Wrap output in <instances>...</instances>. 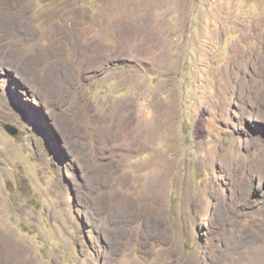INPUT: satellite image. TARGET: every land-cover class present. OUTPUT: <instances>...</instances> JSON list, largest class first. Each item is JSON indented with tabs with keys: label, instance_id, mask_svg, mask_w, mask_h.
Here are the masks:
<instances>
[{
	"label": "rangeland",
	"instance_id": "rangeland-1",
	"mask_svg": "<svg viewBox=\"0 0 264 264\" xmlns=\"http://www.w3.org/2000/svg\"><path fill=\"white\" fill-rule=\"evenodd\" d=\"M0 264H264V0H0Z\"/></svg>",
	"mask_w": 264,
	"mask_h": 264
},
{
	"label": "water",
	"instance_id": "water-1",
	"mask_svg": "<svg viewBox=\"0 0 264 264\" xmlns=\"http://www.w3.org/2000/svg\"><path fill=\"white\" fill-rule=\"evenodd\" d=\"M5 129L11 135H14V134L17 133V129L15 127H13L12 125H10V124H6L5 125Z\"/></svg>",
	"mask_w": 264,
	"mask_h": 264
}]
</instances>
